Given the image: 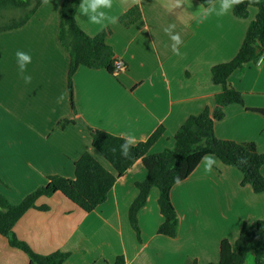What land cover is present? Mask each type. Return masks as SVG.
Here are the masks:
<instances>
[{"label": "crops", "instance_id": "1", "mask_svg": "<svg viewBox=\"0 0 264 264\" xmlns=\"http://www.w3.org/2000/svg\"><path fill=\"white\" fill-rule=\"evenodd\" d=\"M62 3L48 0L23 27L0 33V190L13 204L46 185L50 176L74 179L75 162L86 152L116 175L93 147L90 128L120 137L132 132L138 144L164 127L149 154L172 148L175 134L191 115L215 108L223 89L213 84L212 69L237 55L258 13L250 7L246 19L231 13L197 24L181 9L171 11L168 0H142V18L136 24L108 26L113 32L107 42L124 61V69L113 75L79 67L73 77L74 109L68 92L70 55L58 36ZM192 4L190 13L201 2ZM133 6L131 0H114L111 14L120 18ZM76 19L90 36L108 28L90 24L79 10ZM169 24H175L183 41L180 56L173 54L164 31ZM17 51L32 58L24 73L32 77L30 84L19 71ZM257 60L230 76L229 83L243 94L245 104L227 106L225 117L215 123V134L253 142L264 153V116L248 110L264 109V66L258 68ZM65 120L71 123L61 127ZM217 159L211 174H205L200 163L173 187L180 220L175 238L158 233L164 217L157 188L139 213L142 241L131 226L129 210L139 194L136 184L148 176L141 160L118 178L107 201L91 213L58 192L40 198L37 205L46 209L29 210L14 232L38 254L70 253L64 264H113L120 255L127 264L217 263L224 239L235 243L244 225L254 230L264 220V193L242 186L241 171ZM261 172L264 176V166ZM29 262L24 251L0 234V264ZM244 264H256L255 254L249 253Z\"/></svg>", "mask_w": 264, "mask_h": 264}, {"label": "trees", "instance_id": "2", "mask_svg": "<svg viewBox=\"0 0 264 264\" xmlns=\"http://www.w3.org/2000/svg\"><path fill=\"white\" fill-rule=\"evenodd\" d=\"M198 1L206 3V0ZM43 3V0H0V33L23 27ZM78 6V0H63L58 34L61 45L70 55L68 92L74 109L73 77L79 67L105 69L113 75L118 73L115 66L117 57L113 47L107 42L112 29L108 27L96 36L88 35L77 23ZM251 7H256L258 13L251 21L237 55L212 69L213 84L220 85L223 89L216 95L215 108L211 110L206 107L200 114L191 115L175 134L172 148L158 154H149L150 148L164 133V127H159L147 141L132 148L130 158L124 159L119 152L122 137L90 128L93 147L112 165L116 175L105 168L92 153L86 152L75 162L74 179L61 175L50 176L46 185L19 204L11 203L0 190V234L8 239L12 247L19 248L28 255L29 264H64L70 257V253L61 251L49 255L38 254L15 234V225L29 210L46 209V206L37 205L40 198L51 197L60 192L83 211L91 213L107 201L118 178L125 175L139 160L146 167L148 176L136 184L139 194L129 210V220L139 241H142L139 213L146 206L153 188L159 190L158 204L164 217L158 233L171 238L178 236L180 220L171 197L176 185L174 178L179 176L182 181L187 179L206 153L214 154L223 164L240 170L243 175L242 186L250 185L255 193H264V176L261 172L264 153H260L253 142L220 139L215 134V123L225 117L226 107L245 104L243 94L229 83L230 76L238 70L244 71L248 63L264 55V0ZM249 9L245 0L244 4L234 8L233 13L237 18L246 19L249 17ZM141 18V9L133 6L120 16L119 22L130 27ZM248 110L264 116V109ZM70 123L71 121L65 120L60 125L65 127ZM113 148L116 152L112 151ZM242 160L245 162L242 163ZM249 253L255 254L256 264H264V220H259L254 230L244 225L235 243L224 239L220 245L219 262L210 264H244ZM113 264H127L124 255L118 256Z\"/></svg>", "mask_w": 264, "mask_h": 264}, {"label": "clouds", "instance_id": "3", "mask_svg": "<svg viewBox=\"0 0 264 264\" xmlns=\"http://www.w3.org/2000/svg\"><path fill=\"white\" fill-rule=\"evenodd\" d=\"M47 3L48 0H43ZM132 4L138 8H142V0H131ZM260 0H247V5L249 7L258 4ZM245 0H206V3H201L197 6L196 10L189 12L187 9L192 8V0H168L166 6L174 11L176 9H181L180 12L187 13L191 19H193L197 24L204 23L208 21L211 17H224L231 13L236 6L244 4ZM114 5V0H81L78 6L79 15L87 18L88 22L92 25L100 26L101 28L108 27L109 25H115L119 22V16L112 15L111 10ZM175 24H169L165 29V33L169 35L172 41V52L174 55L180 56V45L183 41L179 33L175 32ZM219 27V25H218ZM145 30H147V25H145ZM17 64L22 78L26 84H30L32 77L30 75H24L27 69V65L31 63V56L23 51H17L16 53ZM256 66L258 68L264 66V55L260 56L257 60ZM64 99L63 94L58 97L57 102H61ZM123 143L119 146V152L122 158L128 159L131 156L132 148L137 145V138L132 132H125L121 134ZM116 152V149H112ZM242 163L245 161H241ZM200 163L203 165V170L205 174H211L214 167L218 165V159L214 154L206 153L201 157ZM174 183H182V179L179 176L174 178Z\"/></svg>", "mask_w": 264, "mask_h": 264}, {"label": "built area", "instance_id": "4", "mask_svg": "<svg viewBox=\"0 0 264 264\" xmlns=\"http://www.w3.org/2000/svg\"><path fill=\"white\" fill-rule=\"evenodd\" d=\"M115 66H116V71L120 72L121 70L124 69L125 63L123 60L117 58V60L115 61Z\"/></svg>", "mask_w": 264, "mask_h": 264}]
</instances>
